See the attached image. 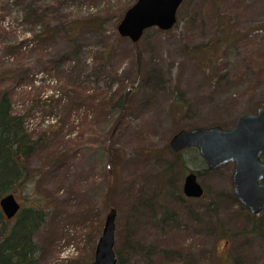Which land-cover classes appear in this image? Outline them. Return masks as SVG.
Returning <instances> with one entry per match:
<instances>
[{"label": "rangeland", "instance_id": "1", "mask_svg": "<svg viewBox=\"0 0 264 264\" xmlns=\"http://www.w3.org/2000/svg\"><path fill=\"white\" fill-rule=\"evenodd\" d=\"M126 1L0 0V84L33 78L11 106L36 141L13 193L46 211L33 264L91 260L110 206L122 264H264V208L237 201L232 162L205 168L193 146L170 168L165 147L182 127L226 128L264 105V0H183L172 27L134 42L116 30ZM194 170L196 198L181 191Z\"/></svg>", "mask_w": 264, "mask_h": 264}, {"label": "water", "instance_id": "2", "mask_svg": "<svg viewBox=\"0 0 264 264\" xmlns=\"http://www.w3.org/2000/svg\"><path fill=\"white\" fill-rule=\"evenodd\" d=\"M183 0H134L123 12L116 30L120 36L137 41L144 30L156 26L166 30L176 22V12ZM170 149L195 147L209 169L233 162L231 190L248 212L257 214L264 208V105L254 112L239 114L232 126H192L174 132L168 142ZM182 193L188 197L203 195V186L196 171H188L182 181ZM0 208L6 218L16 214L20 203L9 191L0 196ZM116 208L110 206L104 216L101 232L90 264H117L114 250Z\"/></svg>", "mask_w": 264, "mask_h": 264}, {"label": "trees", "instance_id": "3", "mask_svg": "<svg viewBox=\"0 0 264 264\" xmlns=\"http://www.w3.org/2000/svg\"><path fill=\"white\" fill-rule=\"evenodd\" d=\"M92 2L96 7L100 3V0H92ZM125 3V5L121 6L119 12L120 14L118 16L119 21L123 12L132 4L129 3V1H126ZM101 19L94 18L93 20H84L86 23H90L91 26L95 27L102 23ZM83 23L85 22H78V26L72 28L71 32L75 34L78 30L76 28ZM83 26H86V24ZM83 26L79 28H82ZM46 32H48V30H46ZM76 51L78 52L79 49L77 48L75 50L68 51V53H66L67 57L72 58V54L77 53ZM103 52H106V50L104 49ZM22 74L24 75H14V80L11 83H4L3 85L0 84V196L8 193L9 191H15L16 188H18L19 185L28 178L29 173L26 170V167H24L23 159L27 157L28 154L32 153L36 148V141L32 138V134L26 131L24 123H22L23 116L17 112H12L11 109L13 102L12 99L15 94L16 87L19 86L18 84H25V82H31L33 80V78L28 79L26 69ZM134 86L135 85L132 84V86L127 89L126 93H130V90L134 88ZM177 101L178 100L176 98L174 102ZM115 103L123 107V97L115 100ZM165 147L168 149L170 148L168 143L165 144ZM183 151V148L180 151L173 150L174 158L170 168H172V166L177 164L179 161L181 163L185 161L184 157L181 158ZM165 171L170 173L169 170ZM198 171L201 170L198 169ZM179 190L180 187L176 189V192ZM144 201L146 200H142V205L152 210L153 205H151L150 201ZM45 214L46 211L43 208L35 205H29L22 207L13 219L7 220L0 210V264L34 263L39 253L38 251L41 248L39 241L35 240V235L37 230L42 225ZM164 216V222L162 221L163 223L167 220V215L165 214ZM98 230L99 227L96 228V231ZM128 245L130 246V244ZM114 250L117 254V264H122V252L120 251V248L115 249L114 244ZM91 254L93 255L92 252ZM87 260V258H84L79 264H90L91 260Z\"/></svg>", "mask_w": 264, "mask_h": 264}, {"label": "flooded vegetation", "instance_id": "4", "mask_svg": "<svg viewBox=\"0 0 264 264\" xmlns=\"http://www.w3.org/2000/svg\"><path fill=\"white\" fill-rule=\"evenodd\" d=\"M261 159L264 161V151L261 153ZM203 162H204V160H203ZM205 168H207V167H205ZM232 168H233V162H232ZM209 169V168H208ZM234 169V168H233ZM233 169H232V171H233ZM231 171V172H232ZM231 174V173H230ZM231 191H233V190H231ZM185 195V194H184ZM186 196V195H185ZM17 200V199H16ZM19 203H20V201H19ZM245 208V207H244ZM0 210H1V208H0ZM19 210H20V208L17 210V212H16V214L15 215H13V216H11V217H9V219H13L18 213H19ZM247 210V209H246ZM1 212H2V210H1ZM248 212V211H247ZM261 212V211H260ZM3 213V215L5 216V214H4V212H2ZM250 213V212H249ZM250 214H253V213H250ZM258 214V213H257ZM5 218H6V216H5ZM7 220H9L8 218H6Z\"/></svg>", "mask_w": 264, "mask_h": 264}]
</instances>
